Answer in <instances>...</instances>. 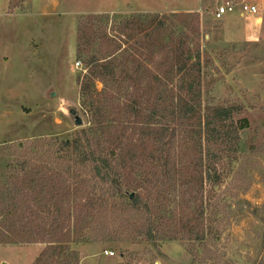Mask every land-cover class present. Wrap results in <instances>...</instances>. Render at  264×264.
Returning <instances> with one entry per match:
<instances>
[{
	"label": "rangeland",
	"instance_id": "1",
	"mask_svg": "<svg viewBox=\"0 0 264 264\" xmlns=\"http://www.w3.org/2000/svg\"><path fill=\"white\" fill-rule=\"evenodd\" d=\"M0 1L5 3L0 4V194L21 185L35 166L68 170L70 151L60 144L88 127L79 85L87 74L86 53H77L80 27L89 38L102 30L116 36L120 23L132 16L168 17L165 31L150 41L135 38L130 46L148 66L152 82L180 58L200 53L204 108L230 113L238 124L247 121L236 158L217 188L225 206L217 222L221 234L209 247L220 264H264V0H257L261 25L237 14L214 19L220 0ZM98 51H106L100 41L91 47V53ZM95 88L100 91L102 84L96 81ZM26 161L31 167L24 170ZM105 221L109 230L87 231L70 245L79 264L193 262L186 243L145 242L134 231L123 232L119 217ZM45 247L0 244V264H34ZM49 263L67 264L65 258Z\"/></svg>",
	"mask_w": 264,
	"mask_h": 264
},
{
	"label": "trees",
	"instance_id": "2",
	"mask_svg": "<svg viewBox=\"0 0 264 264\" xmlns=\"http://www.w3.org/2000/svg\"><path fill=\"white\" fill-rule=\"evenodd\" d=\"M167 20L132 16L116 36L102 30L89 38L80 27L77 53H86L87 74L79 85L88 127L60 144L70 151L67 172L35 166L21 185L0 194V244L42 243L34 264L52 258L79 264L70 245L87 231L109 230L105 220L117 216L123 232L134 231L145 242L186 243L191 264H220L209 247L221 234L217 222L225 206L217 188L247 121L238 124L230 113L204 108L200 53L150 80L130 42L150 41L166 30ZM96 41L106 51L91 53ZM22 166L31 167L27 161Z\"/></svg>",
	"mask_w": 264,
	"mask_h": 264
},
{
	"label": "built area",
	"instance_id": "3",
	"mask_svg": "<svg viewBox=\"0 0 264 264\" xmlns=\"http://www.w3.org/2000/svg\"><path fill=\"white\" fill-rule=\"evenodd\" d=\"M237 14L243 19H251L257 25H261L263 20L262 3L257 0H220L213 18L222 20L228 15ZM80 63H77L79 66ZM106 255H113L112 252H105Z\"/></svg>",
	"mask_w": 264,
	"mask_h": 264
},
{
	"label": "water",
	"instance_id": "4",
	"mask_svg": "<svg viewBox=\"0 0 264 264\" xmlns=\"http://www.w3.org/2000/svg\"><path fill=\"white\" fill-rule=\"evenodd\" d=\"M71 114H72V115H75V111L72 110V111H71ZM82 124H83V121L81 120V118L76 117V119H75V125H76V126H81Z\"/></svg>",
	"mask_w": 264,
	"mask_h": 264
},
{
	"label": "crops",
	"instance_id": "5",
	"mask_svg": "<svg viewBox=\"0 0 264 264\" xmlns=\"http://www.w3.org/2000/svg\"><path fill=\"white\" fill-rule=\"evenodd\" d=\"M0 2H3V1H0ZM0 4H3V5H5V3H0Z\"/></svg>",
	"mask_w": 264,
	"mask_h": 264
}]
</instances>
